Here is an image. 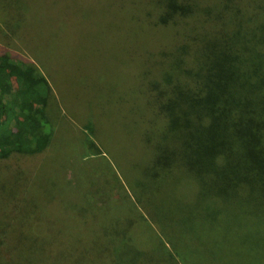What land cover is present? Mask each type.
I'll use <instances>...</instances> for the list:
<instances>
[{
    "label": "rangeland",
    "instance_id": "1",
    "mask_svg": "<svg viewBox=\"0 0 264 264\" xmlns=\"http://www.w3.org/2000/svg\"><path fill=\"white\" fill-rule=\"evenodd\" d=\"M165 1L17 0L26 20L19 25L25 37L14 51L28 59L51 90L46 112L50 143L30 187L38 199L35 217L42 221L34 228L12 229L22 251L35 248L27 243L29 230L39 233V246L52 259L43 258L45 253L38 263L74 264L57 248L74 251L80 240L82 249L76 251L89 253L86 264H129L135 253L124 239L110 246L114 263L94 254L92 235L98 240L100 230L106 235L118 230L136 246L160 250L159 241L179 264H264L261 214L233 206L210 214L196 207L191 213L188 206L199 186L183 173L173 172L151 187L138 181L150 159L138 130L139 109L144 112L146 105L142 84L159 73L160 64L166 66L160 61L168 57L172 32L169 23L166 28L159 24ZM201 1L200 7H206L212 0ZM82 190L100 200L127 194L142 218L123 212L125 203L111 199L93 212ZM41 191L55 197V209L40 206L36 192ZM106 241L102 237L101 243Z\"/></svg>",
    "mask_w": 264,
    "mask_h": 264
},
{
    "label": "trees",
    "instance_id": "2",
    "mask_svg": "<svg viewBox=\"0 0 264 264\" xmlns=\"http://www.w3.org/2000/svg\"><path fill=\"white\" fill-rule=\"evenodd\" d=\"M201 2L166 0L159 18L172 32L168 57L160 61L166 66L160 64L159 73L142 84L146 105L144 112L139 109L138 130L150 159L138 181L151 187L173 172L183 173L199 186L193 208L188 206L191 213L196 207L210 214L233 206L264 217V0H248L245 6L244 0H212L206 7ZM16 3L0 0V264H42L38 260L47 248L39 246V233L29 230L27 243L35 248L22 251L12 232L15 226L34 228L42 221L35 217L38 199L30 187L50 143L46 112L51 94L45 77L14 51L25 37L19 25L26 20ZM79 192L93 212L111 199L125 203L123 212L142 218L138 203L123 192L102 200ZM36 193H41L42 208L55 209V197ZM109 233L100 230L98 240L91 237L94 254L104 261L114 263L110 246L124 239L135 253L129 264H179L159 241L161 249L155 250L134 245L123 231ZM102 237L108 241L101 243ZM76 242V250L82 249ZM57 250L70 263H87L89 253L83 250ZM43 258L52 259L51 253Z\"/></svg>",
    "mask_w": 264,
    "mask_h": 264
}]
</instances>
